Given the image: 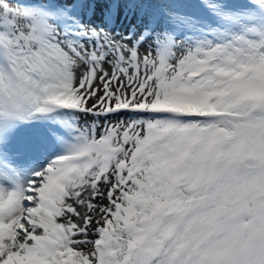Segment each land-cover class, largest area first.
<instances>
[{"label": "snow or ice", "instance_id": "6c2138e0", "mask_svg": "<svg viewBox=\"0 0 264 264\" xmlns=\"http://www.w3.org/2000/svg\"><path fill=\"white\" fill-rule=\"evenodd\" d=\"M0 264H264V0H0Z\"/></svg>", "mask_w": 264, "mask_h": 264}]
</instances>
